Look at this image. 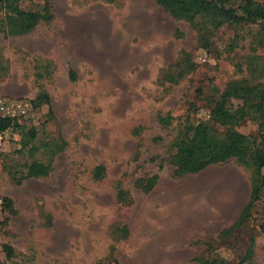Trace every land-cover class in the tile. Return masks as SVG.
Masks as SVG:
<instances>
[{
	"label": "rangeland",
	"instance_id": "374dc122",
	"mask_svg": "<svg viewBox=\"0 0 264 264\" xmlns=\"http://www.w3.org/2000/svg\"><path fill=\"white\" fill-rule=\"evenodd\" d=\"M48 5L30 30L8 18ZM197 21L156 0H0V99L29 103L0 130V264H264V194L239 223L252 155L194 173L174 157L232 81L264 84L263 24ZM253 116L234 126L259 142Z\"/></svg>",
	"mask_w": 264,
	"mask_h": 264
},
{
	"label": "trees",
	"instance_id": "16d2710c",
	"mask_svg": "<svg viewBox=\"0 0 264 264\" xmlns=\"http://www.w3.org/2000/svg\"><path fill=\"white\" fill-rule=\"evenodd\" d=\"M170 15L185 20L196 26L199 19H206L211 27H219L226 21L230 22H260L264 30V0H243L239 5L229 4L227 0H156ZM51 7L46 13L26 11L19 7L13 8L8 17L17 31L32 29L40 20L48 19ZM205 23V24H207ZM211 32V31H210ZM173 77V75H171ZM243 99L237 108L229 107L232 98ZM253 112V118L261 122L260 140L251 142L249 136L239 132L235 124L245 119ZM255 112V113H254ZM165 123L166 117H161ZM14 119L0 118V130H6ZM215 124L227 126L225 131H219ZM35 138L36 131L31 130ZM29 141L24 146L29 145ZM175 159L181 172H198L211 164L223 163L231 158L245 159L252 155L256 168V176L252 184V192L248 203L244 206L239 223L246 222L252 213V208L264 194V84L250 86L238 81H232L212 106L211 120L190 126L186 133L177 138ZM49 165L32 161L27 164V177L47 175ZM149 180L152 187L155 180ZM201 264H227L219 259L205 260L196 258Z\"/></svg>",
	"mask_w": 264,
	"mask_h": 264
},
{
	"label": "built area",
	"instance_id": "2783aa9c",
	"mask_svg": "<svg viewBox=\"0 0 264 264\" xmlns=\"http://www.w3.org/2000/svg\"><path fill=\"white\" fill-rule=\"evenodd\" d=\"M29 103L24 100L8 101L6 99H0V114L5 117L24 116L27 114ZM4 201L0 197V221L3 219L4 213Z\"/></svg>",
	"mask_w": 264,
	"mask_h": 264
}]
</instances>
